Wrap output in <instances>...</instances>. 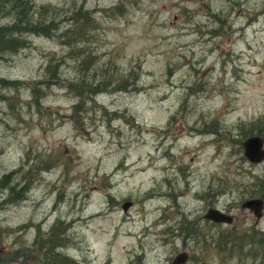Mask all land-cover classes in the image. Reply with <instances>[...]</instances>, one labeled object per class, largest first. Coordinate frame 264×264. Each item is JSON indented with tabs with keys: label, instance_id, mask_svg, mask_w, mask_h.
<instances>
[{
	"label": "rangeland",
	"instance_id": "1",
	"mask_svg": "<svg viewBox=\"0 0 264 264\" xmlns=\"http://www.w3.org/2000/svg\"><path fill=\"white\" fill-rule=\"evenodd\" d=\"M28 1L55 31L0 53V264H264V0Z\"/></svg>",
	"mask_w": 264,
	"mask_h": 264
},
{
	"label": "trees",
	"instance_id": "2",
	"mask_svg": "<svg viewBox=\"0 0 264 264\" xmlns=\"http://www.w3.org/2000/svg\"><path fill=\"white\" fill-rule=\"evenodd\" d=\"M26 2H27V7H26L27 9H25V11L21 10L19 4H18V7H11L12 11H14L13 13L16 16H18L17 18L18 20H16L17 22L12 27L8 26L5 28H0V53L6 52V51H14V49L17 48L16 47L17 44H19L20 42L22 43L23 47H27L30 43L29 37L32 35L41 36V37L53 36L52 33L55 31V22L49 23V20H48L49 17H45L43 15H37L36 14L37 12H35L33 8L31 7L32 5L30 4V2L28 0ZM0 9H1V4H0ZM0 13H1V10H0ZM33 15L39 16L38 19L33 18L34 17ZM42 17H44L46 20H43ZM22 32H25L28 35L24 43L23 41H19L16 38L12 39L11 37H9V35L21 34ZM2 83L3 85H6V83L4 82ZM260 135L264 138V133ZM2 183L4 184L5 182H2ZM17 198L18 197L16 196L14 199H17ZM55 232H56V229H55ZM59 256L60 255L55 253V256H54L55 261H58L59 264H76L75 262L67 258L66 256H60V258H58Z\"/></svg>",
	"mask_w": 264,
	"mask_h": 264
},
{
	"label": "water",
	"instance_id": "3",
	"mask_svg": "<svg viewBox=\"0 0 264 264\" xmlns=\"http://www.w3.org/2000/svg\"><path fill=\"white\" fill-rule=\"evenodd\" d=\"M244 150L246 158L255 164H260L264 161V139L260 136H253L248 138L244 143ZM132 206V202H126L123 205V210L126 212ZM244 208H249L254 212L258 220L263 217L264 201L262 199L254 198L246 201ZM206 219L216 223H232L233 218L225 215L219 210L210 209L205 216ZM188 261V254L183 253L176 257L174 264H186Z\"/></svg>",
	"mask_w": 264,
	"mask_h": 264
},
{
	"label": "flooded vegetation",
	"instance_id": "4",
	"mask_svg": "<svg viewBox=\"0 0 264 264\" xmlns=\"http://www.w3.org/2000/svg\"><path fill=\"white\" fill-rule=\"evenodd\" d=\"M246 2H247V0H230V3H232L233 6H235V7H236V6H239V8H241L240 6H241V5H244ZM213 33L215 34V32H212V34H213ZM247 201H248V200H247ZM263 201H264V200H263ZM245 202H246V201H245ZM245 202H244V203H245ZM244 203L242 204V209H243V210L251 211V212L254 214V212H253L251 209H249V208H244V207H243ZM210 209H216V210H219V209H217V208H210ZM210 209H209V210H210ZM209 210H208V211H209ZM219 211H221V210H219ZM221 212L224 213L225 215L231 216V217L233 218V222H234V219H235V218H234L231 214H228L229 212H228V213H226L225 211H221ZM263 216H264V209H263ZM262 218H263V217H262ZM262 218H261V219H262ZM204 219H206L205 216H204ZM261 219H260V220H261ZM260 220L257 219V222H259ZM207 221H208V220H207ZM209 222H211V221H209ZM233 222H232V223H216V224H223V225H224V224H233ZM213 223H214V222H213ZM2 254H3V252H2ZM187 262H188V261H187Z\"/></svg>",
	"mask_w": 264,
	"mask_h": 264
}]
</instances>
